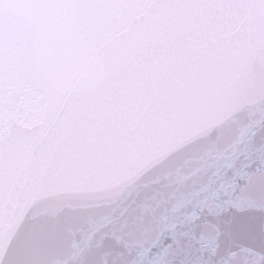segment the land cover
<instances>
[{"label":"snow or ice","instance_id":"obj_1","mask_svg":"<svg viewBox=\"0 0 264 264\" xmlns=\"http://www.w3.org/2000/svg\"><path fill=\"white\" fill-rule=\"evenodd\" d=\"M144 7L166 46L122 77L94 49ZM234 7L0 0V264H264V54L231 59ZM14 61L69 101L5 79ZM85 81L106 114L65 134Z\"/></svg>","mask_w":264,"mask_h":264},{"label":"clouds","instance_id":"obj_2","mask_svg":"<svg viewBox=\"0 0 264 264\" xmlns=\"http://www.w3.org/2000/svg\"><path fill=\"white\" fill-rule=\"evenodd\" d=\"M113 3H124L128 0H111ZM141 5H163L171 0H135ZM235 7L233 14L236 17L235 26L232 29V56L235 62L240 56L250 51L252 48L257 53L264 54V0H229ZM163 8L144 7L138 11L134 18L125 23L118 24L111 34L97 41L94 49L99 53L113 58L123 70L122 77H127L130 70L142 68L152 54H159L166 46V21ZM241 42H247L250 47H241ZM7 60V57H5ZM6 73L5 79L10 74L14 80H19L23 88L30 92L37 100L51 97L53 101L59 100L61 108L72 96L70 91L65 90L62 94L59 89V78L51 76L47 80L34 77V70L28 65L20 62H12L11 66L4 64ZM82 71L91 72L92 69L85 64ZM80 77L75 78V83H80ZM81 111L72 119L70 128H65L64 133L80 127L85 113L105 115L106 113L95 112L97 106L109 103L100 93L98 87H92L87 81L83 82L82 99L79 101ZM57 112L56 116L59 117ZM25 127H30V121Z\"/></svg>","mask_w":264,"mask_h":264}]
</instances>
